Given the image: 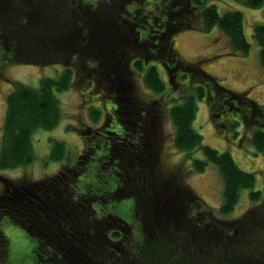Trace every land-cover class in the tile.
I'll return each mask as SVG.
<instances>
[{
  "label": "trees",
  "instance_id": "1",
  "mask_svg": "<svg viewBox=\"0 0 264 264\" xmlns=\"http://www.w3.org/2000/svg\"><path fill=\"white\" fill-rule=\"evenodd\" d=\"M212 1L0 0V75L8 65L63 67L37 88L14 84L6 98L0 171L35 162V133L53 131L63 119L61 93L75 87L82 97L93 94L106 103L104 110L88 108L92 124L79 129L84 148L77 161L64 142L51 139L48 160L69 164L59 173L37 181L0 174L3 264L9 249L2 223L13 216L35 237V264H264V194L254 190L256 175L242 170L230 153L205 145L194 127L197 100L206 99L221 135L237 138L243 127L256 154H264V105L247 91L225 87L201 62L183 61L175 46L184 31L218 27L231 54H250L243 13L221 14ZM245 3L264 6V0ZM253 30L264 69V24ZM179 80L188 96L168 108L174 144L195 172L205 173L209 164L218 168L224 183L218 212L159 162L155 143L163 98ZM122 104L126 124L116 116L101 123ZM199 151L203 159L196 158ZM245 189L256 205L238 219L221 217L235 210ZM127 199L135 201L138 231L114 211Z\"/></svg>",
  "mask_w": 264,
  "mask_h": 264
},
{
  "label": "rangeland",
  "instance_id": "2",
  "mask_svg": "<svg viewBox=\"0 0 264 264\" xmlns=\"http://www.w3.org/2000/svg\"><path fill=\"white\" fill-rule=\"evenodd\" d=\"M246 0H214L219 12L224 14L228 11H240L244 15L245 35L251 43L252 49L248 56L233 55L230 52L228 38L217 27L209 33L199 31H184L175 37V46L181 59L188 63L201 62V67L209 74L218 78L221 83L230 90L237 92H249V97L264 105V69L260 62L261 48L254 39L253 28L257 23L264 24V6L259 9H252L246 5ZM63 67L54 65L40 67L36 65H8L0 75V147L2 143L4 118L7 105L6 98L12 92L14 84L24 83L31 87H39L40 79L43 77H56ZM165 81L168 77L163 68H160ZM180 80L175 87L170 86L164 96L166 110L160 117V124L157 128L156 147L160 164L171 173H178L189 184V186L200 196L211 208L219 211L224 201V183L218 168L209 164L205 173H197L193 170L192 160L188 159L185 153L176 149L174 144V125L169 115L168 108L174 99L183 100L188 94L181 91ZM170 85V84H169ZM142 86V85H141ZM145 98L152 99V95L141 87ZM63 119L59 126L53 131L40 130L34 135L33 143L37 159L27 167L15 170L0 171V174L11 180L28 178L30 180H41L59 173L67 165L64 162H51L48 160L50 154V140L55 139L66 144L69 155L73 161H77L83 151L84 143L79 132L84 126L92 124L88 108L91 105L99 106L103 110L106 103L96 99L93 94L89 97H82L77 88L73 87L59 95ZM198 114L194 123L195 129L203 136L204 144L215 148L221 153H230L238 166L247 172L254 173L257 178L255 191H262L264 194V154H256L251 142V135L242 127L237 138L230 139L221 135L211 121L210 109L207 100H197ZM112 103L107 102L109 111ZM111 111L106 114L105 123L112 116H116L126 124L129 120L125 107ZM108 112V111H105ZM115 114V115H114ZM109 117V118H108ZM223 117L220 122L224 121ZM196 158L203 159V153L197 152ZM73 165V163L71 164ZM3 184H0V198L3 194ZM251 190L242 191L240 201L235 210L224 219H238L256 204L250 197ZM264 200V195L263 198ZM259 202L262 203V201ZM1 204V203H0ZM134 199H127L115 207L114 211L129 227L138 231L139 222L134 213ZM2 209L0 207V213ZM5 214L4 212H2ZM11 221L6 217L2 223V230L8 241V261L6 264H35L33 250L37 245L35 237L21 225H18L17 216ZM25 226V225H24ZM26 227V226H25ZM37 239V238H36ZM3 247L0 248V250ZM0 264H3L0 261Z\"/></svg>",
  "mask_w": 264,
  "mask_h": 264
},
{
  "label": "flooded vegetation",
  "instance_id": "3",
  "mask_svg": "<svg viewBox=\"0 0 264 264\" xmlns=\"http://www.w3.org/2000/svg\"><path fill=\"white\" fill-rule=\"evenodd\" d=\"M165 70V69H164ZM165 72H166V70H165ZM166 75H167V72H166ZM122 129V128H121Z\"/></svg>",
  "mask_w": 264,
  "mask_h": 264
}]
</instances>
